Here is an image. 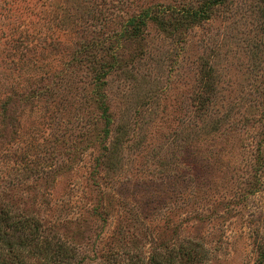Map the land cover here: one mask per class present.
<instances>
[{
    "label": "rangeland",
    "instance_id": "rangeland-1",
    "mask_svg": "<svg viewBox=\"0 0 264 264\" xmlns=\"http://www.w3.org/2000/svg\"><path fill=\"white\" fill-rule=\"evenodd\" d=\"M20 218L63 264H264V0H0Z\"/></svg>",
    "mask_w": 264,
    "mask_h": 264
},
{
    "label": "trees",
    "instance_id": "trees-1",
    "mask_svg": "<svg viewBox=\"0 0 264 264\" xmlns=\"http://www.w3.org/2000/svg\"><path fill=\"white\" fill-rule=\"evenodd\" d=\"M5 217L1 218L8 221V215ZM12 223L14 224L12 226L17 231L16 235L12 236H8L6 232H3V227L0 224V247H6L9 250L8 252H11L14 257V261H8L4 257H0V264H27V256L36 257L37 260H40V264H63L61 261L68 255L67 249L63 248L60 244H57V248L53 249L48 240H40L41 235L30 219L20 218ZM187 247L189 248L183 250L185 254L184 259L187 264H191V261L198 257V252L192 244L187 245ZM160 258V256L151 257L150 261L153 264H163V262H160ZM130 264L136 263L130 262Z\"/></svg>",
    "mask_w": 264,
    "mask_h": 264
}]
</instances>
